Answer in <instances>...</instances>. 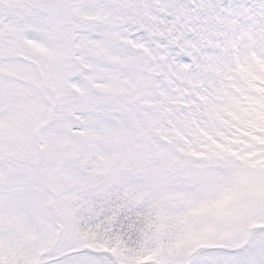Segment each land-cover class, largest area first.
Wrapping results in <instances>:
<instances>
[{
  "label": "snow or ice",
  "instance_id": "6c2138e0",
  "mask_svg": "<svg viewBox=\"0 0 264 264\" xmlns=\"http://www.w3.org/2000/svg\"><path fill=\"white\" fill-rule=\"evenodd\" d=\"M0 264H264V0H0Z\"/></svg>",
  "mask_w": 264,
  "mask_h": 264
}]
</instances>
